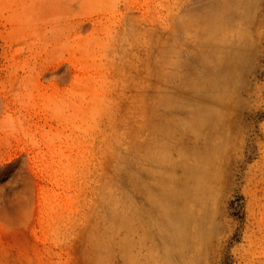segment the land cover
<instances>
[{
  "label": "rangeland",
  "instance_id": "374dc122",
  "mask_svg": "<svg viewBox=\"0 0 264 264\" xmlns=\"http://www.w3.org/2000/svg\"><path fill=\"white\" fill-rule=\"evenodd\" d=\"M224 6L220 44L209 29ZM203 117L219 131L197 134ZM150 139L158 162L137 170ZM214 151L198 207L188 170ZM179 180L199 219L166 212ZM124 196L135 231L96 253ZM0 264H264V0H0Z\"/></svg>",
  "mask_w": 264,
  "mask_h": 264
},
{
  "label": "bare ground",
  "instance_id": "6f19581e",
  "mask_svg": "<svg viewBox=\"0 0 264 264\" xmlns=\"http://www.w3.org/2000/svg\"><path fill=\"white\" fill-rule=\"evenodd\" d=\"M228 14H230V9L226 8V6H224L223 12H221L220 14L214 15V18L212 20V24L210 25V29H209L210 30L209 32L211 33L210 37H209L210 41H215L216 43H220V44L226 42L227 34H228V28L225 25L224 19H225V17L228 16ZM192 22H193V20H191L190 23L192 24ZM180 26H181L182 30L183 29L187 30V28H190V26L188 24H186V22H184ZM192 27H193V25H192ZM188 33H190V32H188ZM220 34L225 36V38H223L225 42L222 41L223 39L221 40V37H218V35H220ZM227 41H229V39ZM203 42L205 43V41H203ZM211 57L214 60H220L222 55L220 54V52L217 49H214L212 51ZM165 58L166 57H163V59H162L163 63L165 62L164 61ZM202 102H204V101L199 99L196 103L201 104ZM169 104L171 106L175 105L173 103V101L169 102ZM159 108H160V105L157 103L156 110H158ZM216 123H217V121L215 123H213V121H211L210 119L204 118V117L198 118L195 122V127L198 130L197 134H201L203 132V130H205V128H206L209 131L208 135L211 136L212 131H214V132L219 131L218 126L215 125ZM158 133L162 134L163 137L168 136L166 126L156 127V129L154 130L153 136H155V137L159 136ZM171 134L169 133V135H171ZM152 143H153V141H152V139H150L146 146L145 145L136 146V148H135V154H136L135 165H136L137 170L141 169L143 162H147V163L158 162V159H157L158 152L156 153L155 152L156 149L153 146L151 147ZM218 155H219L218 151H214V152L210 153L209 158L206 160V163L205 164L201 163V169L198 170L199 173H196V172L190 173V170H188L190 178H192L193 190L195 191V195L198 197V201H197V205H196L198 207H200L201 204H204L213 195V190H214L213 184H214L216 172H217L215 166L218 163V157H219ZM164 171H165V169H164ZM123 172L124 171H122V173ZM133 179H134L133 180L134 191L137 192L141 198L143 197L146 200H151L153 198L154 194L149 187L146 188L144 186L142 179L137 172L135 174V177L133 176ZM173 181H174V179H173ZM166 182H168L167 179H166L165 183ZM178 182H179V188L170 190V191H168V193H165V195L163 196L162 201L164 203L163 205H165V207H166V210H167L166 212H169L171 214L176 213V216L178 217V219H180L181 217H184V215H186V217H188V216L189 217H191V216L195 217L196 216V219L197 218L199 219V217H201L200 215H202V213H191V207L190 208L188 207L189 201L191 199V194H190L189 190L186 189L184 181L179 180V181H177V184H178ZM160 187H162V186H160ZM136 205L137 204H131L128 200H126L125 196L120 197V198L111 197L109 199V205H108L109 219L108 220L110 221V227L108 229H106L105 231H101V232L97 233V235H95L96 238H94V240H95L94 246H95V252L96 253H99L100 251H103V250H105V251L108 250V248L110 246H108L106 244L107 241H105V239L114 235L116 232H118L122 228H125L129 234L134 233V231H135V225H134L135 217L137 218L139 215H141V212H140L141 209H140V207H137ZM198 207H196V209ZM198 209H200V208H198ZM165 217H167V216H165ZM166 219H168V218H166ZM189 219L190 218H188V220ZM159 220L162 222L161 219H159ZM149 223H151V222H149ZM144 224H146V223L144 222ZM172 225L173 224L169 223L168 228H167L168 233L173 232ZM183 226L174 235L176 236V238L178 240H180V242H183V244H185V245H189V239L187 238L188 237L187 233L189 232L188 231L189 227L188 226L183 227ZM139 228H141V227H139ZM146 236L148 238L150 237V235H148V234H146ZM187 241H188V243H187ZM102 253H104V252H102ZM189 254H190V252H189Z\"/></svg>",
  "mask_w": 264,
  "mask_h": 264
}]
</instances>
